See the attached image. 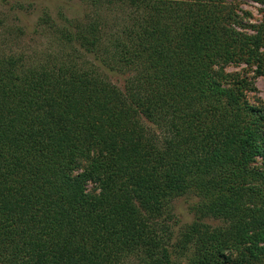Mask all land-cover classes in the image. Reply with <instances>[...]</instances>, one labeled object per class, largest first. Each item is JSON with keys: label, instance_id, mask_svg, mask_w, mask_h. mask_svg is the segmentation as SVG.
Wrapping results in <instances>:
<instances>
[{"label": "trees", "instance_id": "trees-1", "mask_svg": "<svg viewBox=\"0 0 264 264\" xmlns=\"http://www.w3.org/2000/svg\"><path fill=\"white\" fill-rule=\"evenodd\" d=\"M88 1L39 64L0 20V264H258L264 103L244 73L264 78V10L248 27L227 0ZM176 196L194 219L175 238Z\"/></svg>", "mask_w": 264, "mask_h": 264}, {"label": "rangeland", "instance_id": "rangeland-1", "mask_svg": "<svg viewBox=\"0 0 264 264\" xmlns=\"http://www.w3.org/2000/svg\"><path fill=\"white\" fill-rule=\"evenodd\" d=\"M235 4L237 15L242 18V24L251 25L262 22V11L264 7L251 0H227ZM103 9V8H102ZM106 15V12L101 15ZM118 15L119 12H118ZM116 15H108L105 19L109 20ZM96 18L95 10L89 4L88 0H0V20L2 22V31L7 32L20 29L22 35L17 41L11 40L10 36L7 53L11 55L24 54L30 56L34 64H39L45 60L46 55L58 56L63 51H69L67 43H61L58 35H55L50 27L51 25L66 26L73 30L74 24L88 23ZM46 19L45 24L42 21ZM117 29V22L115 30ZM74 31V30H73ZM245 32L250 34V28ZM64 42V41H63ZM65 49V50H64ZM65 54V53H63ZM9 55V54H8ZM33 56V57H32ZM29 63V61H28ZM27 65V63H25ZM244 65L239 67H227V72H239L245 69ZM247 76L251 79L254 88L247 94L250 103H264V78L253 76V73L246 71ZM109 81L118 87L124 84V75L116 73H107ZM88 187H91L88 185ZM194 203L192 197L176 196L169 203V212L172 214L171 220L168 221L170 230L174 233L175 238L180 228L192 222L194 219L191 206ZM212 226H219L216 221H212ZM172 238L171 243L175 242ZM171 249L172 260L177 264H184L180 257L179 251ZM258 264H264V258Z\"/></svg>", "mask_w": 264, "mask_h": 264}]
</instances>
